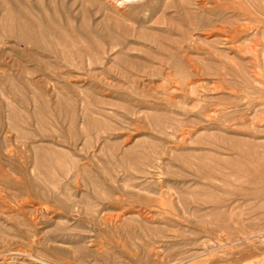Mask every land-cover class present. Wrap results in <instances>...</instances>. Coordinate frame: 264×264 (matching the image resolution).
Returning <instances> with one entry per match:
<instances>
[{"label":"rangeland","instance_id":"1","mask_svg":"<svg viewBox=\"0 0 264 264\" xmlns=\"http://www.w3.org/2000/svg\"><path fill=\"white\" fill-rule=\"evenodd\" d=\"M0 264H264V0H0Z\"/></svg>","mask_w":264,"mask_h":264},{"label":"bare ground","instance_id":"2","mask_svg":"<svg viewBox=\"0 0 264 264\" xmlns=\"http://www.w3.org/2000/svg\"><path fill=\"white\" fill-rule=\"evenodd\" d=\"M57 187V186H56Z\"/></svg>","mask_w":264,"mask_h":264}]
</instances>
